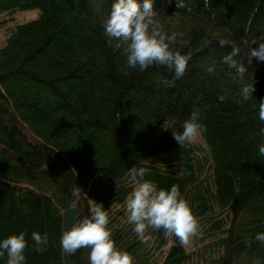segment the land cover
<instances>
[{"label":"trees","instance_id":"obj_1","mask_svg":"<svg viewBox=\"0 0 264 264\" xmlns=\"http://www.w3.org/2000/svg\"><path fill=\"white\" fill-rule=\"evenodd\" d=\"M113 0H0V15L38 10L16 25L0 47V239L25 232L26 264H88V248L61 250L60 236L101 203L116 248L133 264H264V157L258 145V104L264 62L247 53L264 41V0H154L170 45L188 57L184 75L165 66H126V42L104 34ZM238 45L255 90L238 102L240 82L221 63ZM215 63L211 74L204 69ZM227 94L220 102L218 94ZM197 110L205 131L182 148L172 130ZM148 170L157 189L177 185L198 222L181 245L175 236L132 231L125 201ZM81 193L75 211L72 189ZM46 237L35 251L31 233ZM5 256L0 257L4 264Z\"/></svg>","mask_w":264,"mask_h":264},{"label":"clouds","instance_id":"obj_2","mask_svg":"<svg viewBox=\"0 0 264 264\" xmlns=\"http://www.w3.org/2000/svg\"><path fill=\"white\" fill-rule=\"evenodd\" d=\"M154 0H113L110 11L102 22L104 34L109 38H116L126 42L122 49L126 66L130 69L144 71L152 65L165 66L172 74V79H180L186 70L188 57L171 50L170 45L177 39V33L166 34L156 19V10L153 8ZM207 7L209 0H203ZM185 0H176L177 8H184ZM221 47L230 45L231 50L223 55L221 63L233 70V79L240 82L238 102L248 101L253 97L255 81L245 77L248 68L240 56L241 49L238 45L226 39H219ZM256 47H250L248 59L256 58L264 62V41H257ZM215 63L205 67L209 74L215 71ZM227 94H218L217 99L223 102ZM200 113L193 110L189 119L182 125V131L172 130L174 140L182 148L191 145L204 131V126L199 122ZM258 120L261 126L258 135L264 138V99L258 104ZM258 155L264 157V142L258 145ZM148 170L144 167L130 168L133 181L139 182L125 201V214L133 225L132 231L142 240H146L145 232L150 229L162 230L165 237L175 236L181 245L189 243L191 237L198 231V222L193 215L191 207L181 198L177 185L173 184L168 189H157L153 182L144 179ZM81 189L75 186L72 189L73 201L69 209L75 211L76 201L79 199ZM89 215L79 219L60 236V247L64 253L74 254L78 249L88 248V264H133L132 256L116 248L107 229L108 216L104 206L96 203L89 208ZM254 239L264 243V232L256 233ZM31 240L34 242L35 251L45 249L46 237L33 231ZM25 232L12 234L0 239V257L5 256L4 264H26L24 249L26 247Z\"/></svg>","mask_w":264,"mask_h":264},{"label":"rangeland","instance_id":"obj_3","mask_svg":"<svg viewBox=\"0 0 264 264\" xmlns=\"http://www.w3.org/2000/svg\"><path fill=\"white\" fill-rule=\"evenodd\" d=\"M39 16L38 10L20 11L13 15L2 14L0 15V47L4 46L6 37L10 31L19 24H24L37 19ZM196 144L204 146L202 140L198 137L195 140Z\"/></svg>","mask_w":264,"mask_h":264}]
</instances>
